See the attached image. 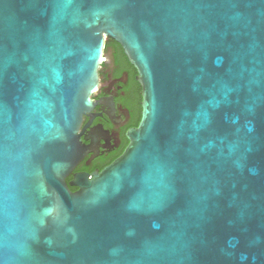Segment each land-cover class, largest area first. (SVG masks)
<instances>
[{
  "label": "water",
  "instance_id": "95a60500",
  "mask_svg": "<svg viewBox=\"0 0 264 264\" xmlns=\"http://www.w3.org/2000/svg\"><path fill=\"white\" fill-rule=\"evenodd\" d=\"M107 37L145 113L67 183ZM0 264H264V0H0Z\"/></svg>",
  "mask_w": 264,
  "mask_h": 264
},
{
  "label": "flooded vegetation",
  "instance_id": "af4514ba",
  "mask_svg": "<svg viewBox=\"0 0 264 264\" xmlns=\"http://www.w3.org/2000/svg\"><path fill=\"white\" fill-rule=\"evenodd\" d=\"M104 58L98 70V90L90 107L82 112L77 133L81 160L66 178L67 183L76 175L94 179L110 167L124 154L130 134L143 120L145 97L138 69L123 47L109 37L105 39ZM70 189L78 191L75 186Z\"/></svg>",
  "mask_w": 264,
  "mask_h": 264
}]
</instances>
